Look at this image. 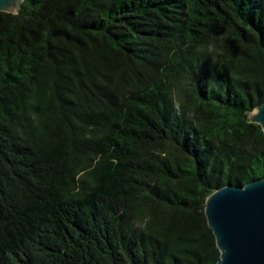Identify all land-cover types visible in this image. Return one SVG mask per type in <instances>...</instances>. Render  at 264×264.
Instances as JSON below:
<instances>
[{
	"label": "trees",
	"instance_id": "trees-1",
	"mask_svg": "<svg viewBox=\"0 0 264 264\" xmlns=\"http://www.w3.org/2000/svg\"><path fill=\"white\" fill-rule=\"evenodd\" d=\"M264 0L0 11V264H215L205 199L264 176Z\"/></svg>",
	"mask_w": 264,
	"mask_h": 264
},
{
	"label": "water",
	"instance_id": "water-1",
	"mask_svg": "<svg viewBox=\"0 0 264 264\" xmlns=\"http://www.w3.org/2000/svg\"><path fill=\"white\" fill-rule=\"evenodd\" d=\"M23 1L0 0V11L16 14ZM248 117L264 132V102ZM205 213L220 251L215 264H264V176L217 188L205 199Z\"/></svg>",
	"mask_w": 264,
	"mask_h": 264
}]
</instances>
